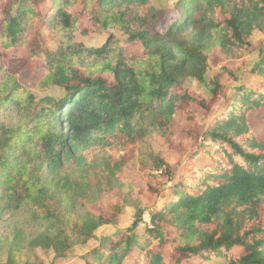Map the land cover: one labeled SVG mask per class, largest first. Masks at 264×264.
Returning a JSON list of instances; mask_svg holds the SVG:
<instances>
[{
	"label": "trees",
	"instance_id": "16d2710c",
	"mask_svg": "<svg viewBox=\"0 0 264 264\" xmlns=\"http://www.w3.org/2000/svg\"><path fill=\"white\" fill-rule=\"evenodd\" d=\"M174 8L164 26L150 0H0V66L8 50L25 49L23 65L0 78V219L24 211L45 224L13 241L2 264H44L38 247L54 264L93 241L83 264H264V141L250 124L264 112V49L246 79L232 69L251 52L253 33L264 37V0H178ZM84 16L107 34L100 46L73 40L88 34L78 27ZM214 53L234 84L214 77L206 98L186 82L203 81ZM28 62L42 68L33 88L18 77ZM53 88L57 96L34 93ZM149 129L159 133L153 141ZM115 133L124 156L85 161L98 136ZM69 163L76 167L65 174ZM63 189L82 213L59 198ZM145 202L150 225L138 233ZM126 208L131 225L110 231Z\"/></svg>",
	"mask_w": 264,
	"mask_h": 264
},
{
	"label": "rangeland",
	"instance_id": "374dc122",
	"mask_svg": "<svg viewBox=\"0 0 264 264\" xmlns=\"http://www.w3.org/2000/svg\"><path fill=\"white\" fill-rule=\"evenodd\" d=\"M178 0H150L151 4L155 7V9H162L165 13V25L170 24V20L176 16V10L174 8L175 3ZM78 27L80 30L87 29L88 34L83 35L77 32L73 40L76 43H81L86 46H100L107 34L97 33L94 27L90 24L87 17L84 16L78 23ZM163 27V26H162ZM41 41H46L50 43L49 35L47 29H43L41 32ZM250 42L252 45L251 52L248 57L243 59L240 62H237L232 66V69L239 70L236 73V77L238 80H244L248 77V72L252 68V66L258 60V54L261 49H264V37L259 32H254L250 38ZM50 47L51 44H49ZM1 49V47H0ZM129 51L139 54L140 50L136 45L129 46ZM8 61L4 66H0V78L2 77L5 71H17L24 62L25 58V49H10L6 52ZM210 66L211 69L207 71L204 76V79L200 83H195L192 79L187 80V87L191 88L197 94H200L206 98H210L211 96V79L216 77L220 80V82L226 86H232L234 82L228 78L225 74L220 73L217 68L224 63L222 57L214 53L210 58ZM19 73V72H18ZM42 75V68L38 66L36 63L28 62L25 65V68L20 71L18 74L19 81L30 88H33L34 85L39 80ZM34 93L39 97L44 96H57L59 94V89L53 88L46 92H38L34 91ZM192 111L199 117H202V113L199 109L192 107ZM250 124L254 129L259 140L264 141V112H253L250 115ZM105 135L98 136L101 137L99 144H96L85 151H82V156L85 161L92 162L95 161L98 166L101 165L102 162L109 161L111 159L118 160L120 156H124L127 149L124 144V138L121 135ZM158 131L155 129H149L148 137L151 141H153L157 135ZM189 146H193L191 142H189ZM170 159L175 161L177 159L176 154H171ZM76 167L73 163H69V165L64 167V173L67 174L68 170ZM152 167V166H151ZM68 169V170H67ZM137 186H143L142 180L137 183ZM59 198L63 200L64 204L70 206L75 213H82V209L80 205L77 203L76 199L72 196V193L67 189H63L59 194ZM147 205V210L144 211L142 215V222L137 226L136 231L139 233L143 230L144 226H149V213L152 210L151 202L144 203ZM101 213L105 216L109 214L107 210H102ZM15 213H7L0 219V263H4L8 256V251L11 243L19 242L18 240L24 239L27 240L30 238L36 231H41L45 224L33 221L29 218L27 213L21 211L18 214ZM134 209L126 208L122 211L120 216L118 217V224L115 227L109 228L110 231L114 229H124L131 225L133 221ZM104 228L99 229L95 235L99 237ZM171 238V236H169ZM96 245V242L93 241L89 243L85 247H77L73 251L74 257L67 258L65 260H57L54 264H83L80 260V256L91 250ZM36 254L38 258L44 264H50L53 260V252L51 250H44L40 247L36 248ZM185 264H222L221 260L215 259L211 261L200 262L198 259H191Z\"/></svg>",
	"mask_w": 264,
	"mask_h": 264
}]
</instances>
